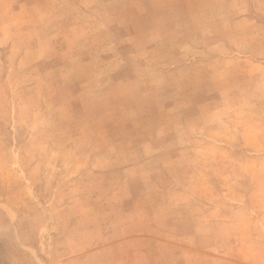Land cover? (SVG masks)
Listing matches in <instances>:
<instances>
[{
	"label": "rangeland",
	"instance_id": "374dc122",
	"mask_svg": "<svg viewBox=\"0 0 264 264\" xmlns=\"http://www.w3.org/2000/svg\"><path fill=\"white\" fill-rule=\"evenodd\" d=\"M0 264H264V0H0Z\"/></svg>",
	"mask_w": 264,
	"mask_h": 264
}]
</instances>
